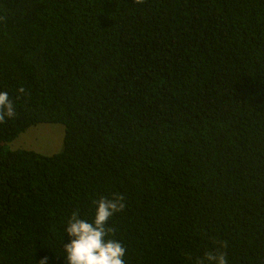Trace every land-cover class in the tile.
Wrapping results in <instances>:
<instances>
[{"label": "trees", "instance_id": "1", "mask_svg": "<svg viewBox=\"0 0 264 264\" xmlns=\"http://www.w3.org/2000/svg\"><path fill=\"white\" fill-rule=\"evenodd\" d=\"M0 92V264H65L116 194L125 264H264V0H0ZM41 123L60 152L6 148Z\"/></svg>", "mask_w": 264, "mask_h": 264}, {"label": "clouds", "instance_id": "2", "mask_svg": "<svg viewBox=\"0 0 264 264\" xmlns=\"http://www.w3.org/2000/svg\"><path fill=\"white\" fill-rule=\"evenodd\" d=\"M141 0H135L139 4ZM23 92L24 89H18ZM13 101L7 92H0V123L15 116ZM123 194L113 195L112 198L100 197L93 201L96 205L91 222L79 218V209L71 214L64 228L70 242L63 245L65 264H125V247L117 240L108 238L113 228L108 225L110 218L125 209ZM227 245L220 243L219 248L207 251L194 260L187 256L189 264H228L227 254L220 249ZM40 264H47V257Z\"/></svg>", "mask_w": 264, "mask_h": 264}, {"label": "rangeland", "instance_id": "3", "mask_svg": "<svg viewBox=\"0 0 264 264\" xmlns=\"http://www.w3.org/2000/svg\"><path fill=\"white\" fill-rule=\"evenodd\" d=\"M63 134L64 128L61 124L41 123L29 127L5 146L8 150H29L48 156L61 151Z\"/></svg>", "mask_w": 264, "mask_h": 264}]
</instances>
